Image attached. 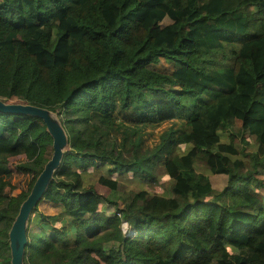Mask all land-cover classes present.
<instances>
[{"label":"trees","instance_id":"1","mask_svg":"<svg viewBox=\"0 0 264 264\" xmlns=\"http://www.w3.org/2000/svg\"><path fill=\"white\" fill-rule=\"evenodd\" d=\"M0 100L66 135L21 264H264V0H0ZM180 119L133 161L88 126ZM52 142L41 117L0 111V264ZM14 172L30 184L13 194Z\"/></svg>","mask_w":264,"mask_h":264},{"label":"rangeland","instance_id":"2","mask_svg":"<svg viewBox=\"0 0 264 264\" xmlns=\"http://www.w3.org/2000/svg\"><path fill=\"white\" fill-rule=\"evenodd\" d=\"M183 122L180 120L164 122L159 125H131L123 124L118 122L111 121H98L89 124V130L95 131L93 136L94 144L96 147V152L105 153L109 152L111 156H114L118 159L129 161L137 159L147 155L149 152L154 150L164 141L171 130H178L182 126ZM221 139L223 141H228V131H220ZM140 141V142H139ZM138 147L136 153L133 152V149ZM183 147V146H182ZM249 149L252 146H248ZM16 158H13L11 161L15 163ZM137 174V173H136ZM152 177H155V173L150 174ZM264 179V176H262ZM164 177H161L160 180L150 181V184L146 186L150 189L151 192H157L165 194L164 189L167 187V181H164ZM222 184V180H218ZM12 183H15V188L11 190V193H18L20 190L26 189L30 184V179L27 176L14 172ZM124 185L129 188L133 187L129 181L124 182ZM98 192L106 195L109 190L105 187L96 185ZM122 207V203L119 204ZM103 207V206H102ZM39 210L46 213L47 215L53 216L60 211V206L57 204L50 203L46 200H43L39 203ZM126 224L123 223V228H126ZM32 225H30V228Z\"/></svg>","mask_w":264,"mask_h":264},{"label":"water","instance_id":"3","mask_svg":"<svg viewBox=\"0 0 264 264\" xmlns=\"http://www.w3.org/2000/svg\"><path fill=\"white\" fill-rule=\"evenodd\" d=\"M0 111L12 113H27L41 117L53 138L52 156L46 162L43 170L34 182L29 195L21 204L16 219L14 220L9 231L11 264H21L23 249L27 242V233L25 227L26 221L33 206L42 197L47 182L60 163L63 147L66 144V135L62 127L56 121L52 120L46 109L30 104H23L19 102H3L0 100Z\"/></svg>","mask_w":264,"mask_h":264}]
</instances>
